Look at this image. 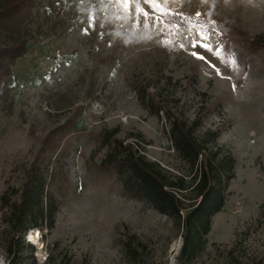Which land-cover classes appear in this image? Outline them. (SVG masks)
Segmentation results:
<instances>
[{"label":"rangeland","instance_id":"rangeland-1","mask_svg":"<svg viewBox=\"0 0 264 264\" xmlns=\"http://www.w3.org/2000/svg\"><path fill=\"white\" fill-rule=\"evenodd\" d=\"M51 6L44 1L24 27L28 50L11 66L13 88L0 101V197L9 191L18 199L15 190L33 165L43 163L59 204L51 231H30L41 234L31 242L26 236L35 260L25 253L21 264H264V0L170 5L199 10L230 29L224 52H237L239 66L206 53L222 76L191 56V48L163 47L151 28H132L117 7L79 0ZM92 16L103 27L83 34ZM148 35L153 39L141 38ZM8 39L0 30V46ZM147 102L160 107V115ZM168 116L187 122L200 116L197 138L235 159L225 207L192 262L180 257L183 237L175 221L127 195L114 170L99 168L108 152L100 148L101 134L116 129L118 139L140 146L147 160L190 183L195 170L173 148ZM66 122L73 127L59 149L44 151V140ZM7 214L0 208V264L9 260ZM131 235L146 246L136 263L122 244Z\"/></svg>","mask_w":264,"mask_h":264},{"label":"trees","instance_id":"trees-1","mask_svg":"<svg viewBox=\"0 0 264 264\" xmlns=\"http://www.w3.org/2000/svg\"><path fill=\"white\" fill-rule=\"evenodd\" d=\"M44 1L49 7L53 5V0L0 2V30L11 36L0 46V101L7 100L13 88L11 66L28 50L24 27L42 10ZM261 39L259 45L264 46V36ZM226 47L235 49L230 44ZM147 105L160 115L161 108L154 102H147ZM167 119L173 148L195 170L190 183L186 182L185 176L172 177L158 163L147 160L140 146L118 139L116 129L104 130L101 134L100 148L107 146L108 152L99 168L101 171L114 170L127 195L149 203L175 221L183 237L180 257L192 262L206 248L213 217L225 207L229 182L235 178V159L231 154H222L219 147L210 150L206 140L197 138L195 133L201 126L200 116L192 122L170 116ZM72 127L66 122L52 131L43 142V150L54 154L61 146L62 136ZM57 135L61 138L57 139ZM136 136L143 139L141 134ZM211 136L215 138L216 134ZM48 173V164H35L23 186L14 192L18 199L12 200L9 191L0 197V208L8 212L5 216L10 234L5 248L8 264H21L25 253L34 261V246L26 242V236L32 230L51 231L55 226L59 204L50 190L49 181L53 177ZM187 193H193L194 198H188ZM122 244L129 262L136 263L146 249L135 235Z\"/></svg>","mask_w":264,"mask_h":264},{"label":"snow or ice","instance_id":"snow-or-ice-1","mask_svg":"<svg viewBox=\"0 0 264 264\" xmlns=\"http://www.w3.org/2000/svg\"><path fill=\"white\" fill-rule=\"evenodd\" d=\"M80 3L95 2L99 4H108L120 9L126 19H130L132 28L143 27L151 28L156 37H159L157 43L166 48L179 47L182 50L191 48L190 55L203 62L207 68L215 71L217 75L222 76V70L217 64H213L206 53H211L219 58L221 64L239 66L237 52H224V44L227 33L230 29L214 18L206 19L204 14L197 10L194 13H186L183 10L173 8L170 5L185 2V0H79ZM188 3L198 2L207 4L209 0H187ZM215 2V0H213ZM225 3L228 0H224ZM241 4L252 3L253 0H239ZM147 5V8L142 7ZM135 6L134 9L132 6ZM210 16V14H209ZM143 17V20H141ZM119 18V17H118ZM103 27L95 17L88 18L87 27L83 29V34L97 32V29ZM100 39L104 38L105 33H98ZM175 37H179L182 43L176 44ZM142 39H153V36H143ZM111 46V45H109ZM202 49L203 52L197 51ZM227 57V59H225ZM247 76V72H245ZM230 79V77H229ZM236 85H233L235 91ZM37 236L41 234L36 233ZM27 239L32 241V235L29 233Z\"/></svg>","mask_w":264,"mask_h":264},{"label":"bare ground","instance_id":"bare-ground-1","mask_svg":"<svg viewBox=\"0 0 264 264\" xmlns=\"http://www.w3.org/2000/svg\"><path fill=\"white\" fill-rule=\"evenodd\" d=\"M31 235H32V240H33V238L34 237H36V231H33L32 233H31ZM34 236V237H33ZM39 236H37V238H38ZM36 239V238H35Z\"/></svg>","mask_w":264,"mask_h":264}]
</instances>
